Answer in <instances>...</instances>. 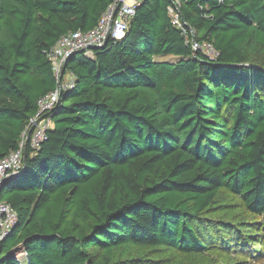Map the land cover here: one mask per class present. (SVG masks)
<instances>
[{"label": "trees", "instance_id": "obj_1", "mask_svg": "<svg viewBox=\"0 0 264 264\" xmlns=\"http://www.w3.org/2000/svg\"><path fill=\"white\" fill-rule=\"evenodd\" d=\"M114 1L0 0V159L57 86L50 50ZM179 2L216 59L170 24L168 0H142L121 39L67 59L73 87L0 191L17 215L0 264H119L122 249L205 263L239 246L201 219L221 192L260 220L264 253V0Z\"/></svg>", "mask_w": 264, "mask_h": 264}, {"label": "built area", "instance_id": "obj_2", "mask_svg": "<svg viewBox=\"0 0 264 264\" xmlns=\"http://www.w3.org/2000/svg\"><path fill=\"white\" fill-rule=\"evenodd\" d=\"M141 1L115 0L93 30L85 33H69L61 37L50 50L47 57L52 65L57 86L53 92L37 101V111L29 119L18 149L0 159V191L6 179L18 176L24 171L23 159L26 150L30 152L31 156L36 155V152L40 150L41 144L46 140L47 132L52 128L49 114L58 104L62 91L73 87L74 78L72 75L69 74L71 79L67 83L62 79L63 65L67 59L78 52L91 56L94 49H102L105 46L107 36L109 39H121L127 31L129 19L134 15L135 8ZM168 1L167 14L170 24L181 32L194 52L200 51L208 60L214 61L218 54L212 45L209 43L199 44L195 41L194 32L183 22L179 0ZM30 130L31 135L27 140ZM16 222L17 215L13 209L6 202L0 201V244L10 236Z\"/></svg>", "mask_w": 264, "mask_h": 264}, {"label": "rangeland", "instance_id": "obj_3", "mask_svg": "<svg viewBox=\"0 0 264 264\" xmlns=\"http://www.w3.org/2000/svg\"><path fill=\"white\" fill-rule=\"evenodd\" d=\"M70 79L69 74L63 77L65 83ZM7 191L8 189L4 193ZM239 209L237 202H233L227 194L221 192L208 214L201 216L205 226L206 224L219 226L213 230L214 233L220 231V227L226 232L229 230V234L236 241L234 244L239 245L237 247H233L232 244L228 247L225 245L217 257H209L205 263L196 258L181 260L169 249H160L147 257H141L134 249H122L118 252L120 257H116V261L119 264H264L260 237H257L261 235L260 220L242 215ZM244 247L247 249L243 250Z\"/></svg>", "mask_w": 264, "mask_h": 264}, {"label": "water", "instance_id": "obj_4", "mask_svg": "<svg viewBox=\"0 0 264 264\" xmlns=\"http://www.w3.org/2000/svg\"><path fill=\"white\" fill-rule=\"evenodd\" d=\"M108 39H109V36H107L105 43L108 41ZM94 50H99V49H94ZM30 134H31V131L28 132V137L30 136ZM26 159H27V152L24 153V159H23V162H24V169L23 170L24 171L22 173H20L18 176H15L13 178L6 179L5 182L3 183L2 188L4 186H6L7 184H9V183H11L13 181L18 180L24 174L25 169H26Z\"/></svg>", "mask_w": 264, "mask_h": 264}, {"label": "clouds", "instance_id": "obj_5", "mask_svg": "<svg viewBox=\"0 0 264 264\" xmlns=\"http://www.w3.org/2000/svg\"><path fill=\"white\" fill-rule=\"evenodd\" d=\"M67 74H69V73H67ZM65 75H66V74H65ZM65 75H64V76H65ZM62 76H63V74H62ZM64 76H63V77H64ZM62 79H63V78H62ZM30 131H31V130H30ZM30 135H31V134H30ZM28 138H29V137H28V134H27V140H28ZM40 148H41V147H40ZM38 151H39V150H38ZM38 151H37V152H38ZM26 152H27V154L30 153V152H28L27 150H26ZM37 152H36V153H37ZM29 155H30V154H29ZM30 156H31V155H30ZM3 188H4V187H3ZM3 188H2V189H3ZM2 189H1V190H2ZM1 243H2V242H1Z\"/></svg>", "mask_w": 264, "mask_h": 264}]
</instances>
